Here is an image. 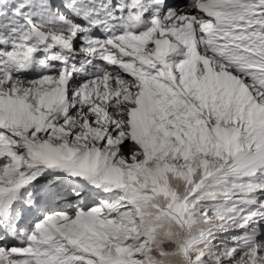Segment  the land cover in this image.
Returning <instances> with one entry per match:
<instances>
[{"label": "snow or ice", "instance_id": "6c2138e0", "mask_svg": "<svg viewBox=\"0 0 264 264\" xmlns=\"http://www.w3.org/2000/svg\"><path fill=\"white\" fill-rule=\"evenodd\" d=\"M0 264H264V0H0Z\"/></svg>", "mask_w": 264, "mask_h": 264}]
</instances>
